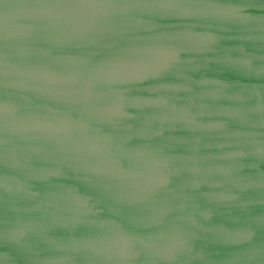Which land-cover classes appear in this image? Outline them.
<instances>
[{
    "label": "water",
    "instance_id": "water-1",
    "mask_svg": "<svg viewBox=\"0 0 264 264\" xmlns=\"http://www.w3.org/2000/svg\"><path fill=\"white\" fill-rule=\"evenodd\" d=\"M0 264H264V0H0Z\"/></svg>",
    "mask_w": 264,
    "mask_h": 264
}]
</instances>
